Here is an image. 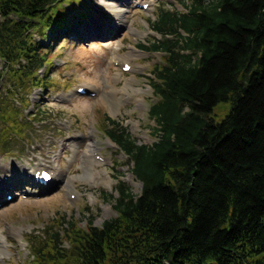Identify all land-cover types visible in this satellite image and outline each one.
<instances>
[{
	"label": "trees",
	"instance_id": "16d2710c",
	"mask_svg": "<svg viewBox=\"0 0 264 264\" xmlns=\"http://www.w3.org/2000/svg\"><path fill=\"white\" fill-rule=\"evenodd\" d=\"M61 2L0 0V151L45 120L31 95L54 86L53 47L34 34L64 28ZM155 16L161 38L141 44L164 53L149 78L155 141L105 118L142 191L119 181L112 217L62 216L31 237L35 264H264V0H188ZM220 102L230 110L216 121Z\"/></svg>",
	"mask_w": 264,
	"mask_h": 264
},
{
	"label": "rangeland",
	"instance_id": "374dc122",
	"mask_svg": "<svg viewBox=\"0 0 264 264\" xmlns=\"http://www.w3.org/2000/svg\"><path fill=\"white\" fill-rule=\"evenodd\" d=\"M114 1L62 0L55 6L54 19L55 23L67 20L64 28L52 26L44 35L34 34L45 48L53 47L49 74L54 86L31 95L38 112L42 111L37 118L45 120L39 126L25 128V137L13 139L11 151H0L4 178L17 173L19 182L17 186L8 185L1 194L0 264H35L31 250L35 238L31 237L57 230L55 224L62 216L74 217L81 225L89 218L98 225L112 217L119 181L136 194L142 191L130 159L107 136L105 118L109 115L121 121L140 143L155 141L150 109L159 98L149 78L164 53L150 52L141 44L149 45L154 36L161 38L152 27L159 6L184 11L188 0H128L122 16L107 3ZM145 3L146 9L142 8ZM122 20L125 25H115ZM116 56L124 59L119 62ZM127 61L134 69L122 71V63ZM128 80L144 91L124 93ZM79 87L86 93H79ZM110 91L113 93L107 94ZM126 95L129 97L124 99ZM35 106L32 104L25 114H34ZM229 110V102H220L211 117L219 121ZM93 142L98 146L96 153L103 157L88 167L84 153ZM18 168L24 171L18 172ZM37 168L51 169L53 179L48 185L37 187L32 177ZM55 177L67 181L58 182ZM4 188L3 184L0 191Z\"/></svg>",
	"mask_w": 264,
	"mask_h": 264
},
{
	"label": "bare ground",
	"instance_id": "6f19581e",
	"mask_svg": "<svg viewBox=\"0 0 264 264\" xmlns=\"http://www.w3.org/2000/svg\"><path fill=\"white\" fill-rule=\"evenodd\" d=\"M127 2H128V0H116V1H114V4L112 2H107V3L110 4L111 7H115L116 8V11L120 14V16H122L123 12H125V9L123 7L126 5ZM123 3H124V5H123ZM125 22L126 21H123L122 20V22L121 21L119 22V25L118 24H115V25L116 26H119V27H122L123 25H125ZM133 48H135V47H133ZM123 59L124 58L121 57V56H116L115 57V60H118V61L123 60ZM133 69L134 68L132 66V68L130 70H133ZM122 91L124 93L126 92V94H128V93L132 94L131 92H133L134 94H136V93L143 92L144 91V88L143 87L137 88V87H135V85L130 80H128L127 83H126V85L123 87ZM111 93H113V91L112 92L110 91L107 94H111ZM129 95H126L124 97V99L128 98ZM139 104H140V106H142L143 103L142 102H139ZM97 148H98L97 143L96 142H93L92 144H90L88 146V149L84 153L85 163L87 164L88 167L89 166H93L94 164H98L99 163L98 161H96V158L94 157V155L96 153L95 150ZM4 166L5 165L3 163H0V176H1L0 189L3 186V184L5 185V188H4L3 192L0 191V201H3L1 194L2 195L4 194L5 189H9L8 188V185H16L17 186L18 183H19V182H17V180H18V177H17L18 174L17 173L15 175L9 174V176L7 177V180H5V178H4L3 174H2V171H1V168H4ZM37 169H39V168H37ZM19 170H20V172H23L24 171V168H18V172H19ZM5 174H7V173H5ZM26 179H29V178L27 177ZM55 180L58 181V182H65V181H67L63 177H55ZM72 192L73 191L71 190L70 193H72ZM2 253H3V244L1 242V244H0V255Z\"/></svg>",
	"mask_w": 264,
	"mask_h": 264
}]
</instances>
